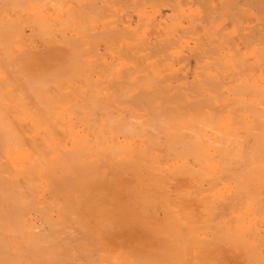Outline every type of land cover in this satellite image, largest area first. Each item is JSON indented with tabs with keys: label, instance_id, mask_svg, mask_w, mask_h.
I'll return each instance as SVG.
<instances>
[{
	"label": "bare ground",
	"instance_id": "bare-ground-1",
	"mask_svg": "<svg viewBox=\"0 0 264 264\" xmlns=\"http://www.w3.org/2000/svg\"><path fill=\"white\" fill-rule=\"evenodd\" d=\"M239 262L264 264V0H0V264Z\"/></svg>",
	"mask_w": 264,
	"mask_h": 264
},
{
	"label": "rangeland",
	"instance_id": "rangeland-1",
	"mask_svg": "<svg viewBox=\"0 0 264 264\" xmlns=\"http://www.w3.org/2000/svg\"><path fill=\"white\" fill-rule=\"evenodd\" d=\"M182 2H183V0H181ZM185 2V1H184ZM188 1H186L185 3H187ZM185 3H184V9H186L187 11H186V13H188V11L191 9V10H195V6H193L192 7V5H190L189 6V4L187 3V5L186 6H189L190 8H188V7H185ZM145 4V5H144ZM144 5V6H143ZM147 6V7H146ZM159 6H161V7H158L157 9L158 10H160L159 12L160 13H158V11H156V12H154V14H155V17L157 18V22L159 23V24H163V23H161L159 20V18H161V16H163V15H171V13H169L170 11H168V12H166L167 10H169L170 9V7H168V6H166V5H159ZM163 6V7H162ZM149 7H151V6H149V5H147L145 2L143 3V1H141V11H142V9H143V13H145L146 11H147V13H145V15H147V17L148 16H150L151 18H153L154 17V15H152L153 14V12L152 11H154V9L151 11V9H152V7L151 8H149ZM148 8V9H147ZM161 8V9H160ZM188 8V9H187ZM163 10V11H162ZM165 10V11H164ZM148 12H149V14H148ZM152 14H151V13ZM162 12V13H161ZM166 14H165V13ZM157 14V15H156ZM152 15V16H151ZM164 18H161V20H163V21H167L166 23L168 24L169 23V20L168 19H165V16H163ZM172 20V19H171ZM185 25H187V24H185ZM164 28H166V27H164ZM98 154V153H97ZM100 155H102V154H100ZM181 178V179H180ZM183 178V179H182ZM185 178H187V176H180V177H178V178H175V180H171L170 179V182H172V184H166V185H164V180H165V177H163V180H159L158 182H159V187H160V189L161 190H163L166 194L168 193V194H170V195H172V196H175L176 197V193H178V191H180L181 189H183L184 187H185ZM180 179V180H179ZM181 183V184H180ZM177 184H179V185H177ZM182 184H184V185H182ZM174 186H175V189H174ZM178 186V187H177ZM183 186V188H180V187H182ZM163 188V189H162ZM173 188V189H172ZM180 188V189H179ZM169 189V190H168ZM176 190H178L177 192H176ZM171 192V193H170ZM174 193V194H173ZM175 202V201H174ZM238 264H240V262L238 263Z\"/></svg>",
	"mask_w": 264,
	"mask_h": 264
}]
</instances>
